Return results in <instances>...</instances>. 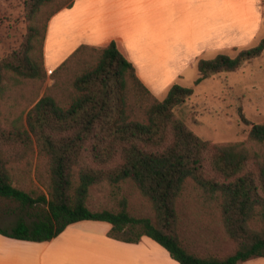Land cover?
<instances>
[{"label":"trees","instance_id":"1","mask_svg":"<svg viewBox=\"0 0 264 264\" xmlns=\"http://www.w3.org/2000/svg\"><path fill=\"white\" fill-rule=\"evenodd\" d=\"M75 1L27 0L26 38L0 59V199L37 217L31 225L20 218L10 231L0 226V236L44 243L71 225L94 221L110 224L113 239H152L179 264L264 258V124L241 112L254 150L203 140L176 114L194 90L175 84L158 99L115 41L81 45L51 72L54 84L40 97L49 22ZM263 53L264 38L234 57L199 59L196 84L237 72ZM16 95L22 112L7 124L3 101ZM33 176L47 180V193L19 186ZM107 186L116 209L91 210L92 190ZM137 208L151 216L135 215ZM183 211L216 226L225 248L205 256L191 252Z\"/></svg>","mask_w":264,"mask_h":264},{"label":"crops","instance_id":"2","mask_svg":"<svg viewBox=\"0 0 264 264\" xmlns=\"http://www.w3.org/2000/svg\"><path fill=\"white\" fill-rule=\"evenodd\" d=\"M263 20L264 0H76L49 22L45 66L55 70L81 45L115 41L141 81L161 97L185 78L181 72L195 66L197 55L250 45ZM229 33L245 40L209 45ZM250 33L254 39L247 41ZM111 229L105 222H79L44 243L0 236V264H179L152 239L127 243L109 237ZM134 253L139 258L132 260ZM244 264H264V258Z\"/></svg>","mask_w":264,"mask_h":264},{"label":"rangeland","instance_id":"3","mask_svg":"<svg viewBox=\"0 0 264 264\" xmlns=\"http://www.w3.org/2000/svg\"><path fill=\"white\" fill-rule=\"evenodd\" d=\"M26 1L0 0V59L18 49L26 38L29 25ZM254 35L255 33L247 34L246 40L252 41ZM263 38L264 20L259 36L250 45L231 47L220 54L234 57L239 51L256 46ZM243 39L245 40L243 36H239V33H229L227 38L215 39L209 45H229L241 42ZM207 44L202 45V48ZM97 48H102V46ZM202 48L199 46L198 50ZM217 54V52L199 54L196 56V64L199 59H211ZM196 64L191 70L181 72L185 78L177 79L173 84L194 90V95L176 109L177 116L203 140L214 144L246 143L247 147L253 150L257 149L254 144L247 143L251 126L242 122L241 112L253 124H264V53L261 57L246 63L237 72L215 75L198 85L196 84L198 76ZM45 69L47 78L40 90V97L44 95L47 87L54 84V80L51 78L53 68L45 66ZM170 88L161 97L154 95L163 100ZM18 100L16 95L3 101V118L7 124L22 112V107L16 105ZM23 123H25V116ZM19 186L24 190L33 189L41 194L47 193L48 182L47 180L39 182L33 176ZM131 191L128 190V194ZM88 206L93 211L115 210L116 202L111 197L110 188L107 186L92 190ZM133 212L140 217L151 216L147 208H137ZM20 218H23L29 225L37 220V217L32 214V210L22 211L17 204L0 199V226L3 229L10 231ZM182 231L191 252L205 256L210 251H222L225 248L226 243L220 237L217 227L211 225L197 213L183 211ZM124 236L131 235L126 231ZM137 257L138 255L134 253L132 260Z\"/></svg>","mask_w":264,"mask_h":264}]
</instances>
